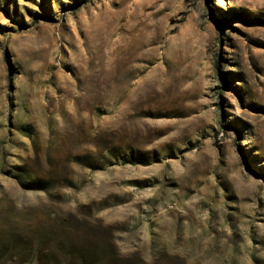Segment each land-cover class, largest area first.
<instances>
[{
    "label": "rangeland",
    "instance_id": "rangeland-1",
    "mask_svg": "<svg viewBox=\"0 0 264 264\" xmlns=\"http://www.w3.org/2000/svg\"><path fill=\"white\" fill-rule=\"evenodd\" d=\"M83 263L264 264V0H0V264Z\"/></svg>",
    "mask_w": 264,
    "mask_h": 264
},
{
    "label": "trees",
    "instance_id": "trees-1",
    "mask_svg": "<svg viewBox=\"0 0 264 264\" xmlns=\"http://www.w3.org/2000/svg\"><path fill=\"white\" fill-rule=\"evenodd\" d=\"M43 181H30L28 182V187L31 188V189H43L44 185H43ZM40 187V188H38ZM83 264H86V263H83Z\"/></svg>",
    "mask_w": 264,
    "mask_h": 264
}]
</instances>
